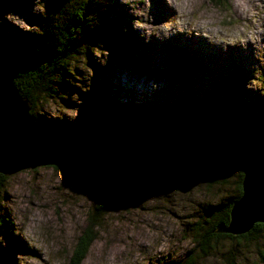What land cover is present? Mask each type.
Here are the masks:
<instances>
[{"label": "rangeland", "instance_id": "rangeland-1", "mask_svg": "<svg viewBox=\"0 0 264 264\" xmlns=\"http://www.w3.org/2000/svg\"><path fill=\"white\" fill-rule=\"evenodd\" d=\"M77 2L43 0V11H33V0H0V69L10 67L8 56L24 51L22 42L51 47L56 31L68 21ZM203 2L228 19L222 10L232 0ZM110 4L109 22L104 31H96L92 37L89 56L79 46L64 86L52 97L37 101L33 107L31 104L37 120L62 127V138L74 137L89 151L86 154L113 164L137 163L143 150L147 157L149 150L154 155L172 157L203 154L202 145L190 148L179 138L163 134L157 142L139 134L121 147L115 131L104 127L94 108L117 102L134 108H161L168 114V102L185 111L195 108L190 99L197 102L212 97L217 104L219 99L229 97L227 84H237L236 71L240 73L243 102H254L264 111V95L244 87L253 69L264 74V42L225 50L203 38L176 34L166 40L153 37L145 43L130 22L143 32L158 29L171 14L163 0H151L150 16L132 14L140 9L139 0H128L127 5L112 0ZM105 5L97 0L95 8L101 10ZM113 32L125 43L130 57L119 51ZM97 44L107 49L104 64L98 62L103 58L102 49H96L101 52L99 58L93 50ZM180 51L193 57L195 69L189 80L166 72ZM177 60L183 61L179 56ZM152 82L157 84L155 89L151 88ZM91 87L96 91L93 102L88 98ZM72 112L76 113L74 119ZM53 113L61 118H52ZM58 167L41 165L6 176L0 201V238L4 241L0 264H70L88 211L103 191L88 176H76ZM212 176L195 169L186 176L147 187L126 208L107 211L80 264H170L184 259L193 246L192 224L197 219L204 222L205 207L235 193L233 179L220 184ZM104 185L109 188L107 183ZM262 255L264 229L254 243L243 240L236 244L233 240L231 244L223 238L216 250L195 264H264Z\"/></svg>", "mask_w": 264, "mask_h": 264}, {"label": "trees", "instance_id": "trees-1", "mask_svg": "<svg viewBox=\"0 0 264 264\" xmlns=\"http://www.w3.org/2000/svg\"><path fill=\"white\" fill-rule=\"evenodd\" d=\"M19 3L24 2L19 1ZM96 3L97 0H78L68 21L56 31L54 44L48 49L37 47L31 41L22 42L24 51L6 58L11 65L6 69H0V72L12 74L20 94L30 100L32 107L37 101L52 97L59 87L64 86L65 79L71 72V62L79 46H82L80 50L89 56L88 44L96 35V31L105 29L112 11L111 4H106L98 10L95 8ZM112 37L119 51L130 57V52L120 36L113 32ZM176 55L195 69L193 57L185 51H180ZM234 76L237 84H227L228 98L219 99L217 104L212 97L202 98L197 102L190 99L189 101L194 103L195 108L188 111L174 106L172 102L167 104L168 114H165V110L161 108H134L117 102L111 103L110 107L97 106V109L94 108L95 114L103 122L105 128L114 131L125 130L133 139L139 134H144L150 137L152 142H157L159 135L163 134L167 137L179 138L190 148L202 145L205 148L204 153H210V157L199 169L213 175L212 177L220 184H226L232 179L235 181V193L205 207L204 222L197 219L192 224L193 246L188 250L184 259L170 264H195L199 258L216 250L223 238L230 240L231 244L233 240L236 244L242 243L243 240L254 243L258 233L264 229V223H255L248 232L239 235L216 231L219 222H228L231 204L241 194L242 166L235 161L231 153L237 151L244 154L264 155V111L254 102L249 104L243 102L240 73L236 71ZM95 93V88L91 87L88 98L92 102ZM30 114L37 120L32 109ZM37 121L58 130L61 137L64 134L62 127L58 125L52 126ZM63 139L69 143L81 145L85 152L89 153L85 146L74 137ZM145 151L143 150L138 162H147L156 156L149 150L147 157ZM91 156L94 157V155ZM58 168L63 172L79 176L73 169ZM186 175L187 173L181 174V176ZM6 179L5 175L0 174V201L4 196ZM88 179L103 192L88 211L86 226L76 239L70 264H80L85 257L91 242L96 237L95 229L99 226L102 215L111 209L126 208L132 201V199L120 197L110 183H107L109 188L106 189L104 184L96 182L92 174L88 176ZM145 191L146 188L142 190V193ZM2 226L3 224L0 223V227Z\"/></svg>", "mask_w": 264, "mask_h": 264}, {"label": "water", "instance_id": "water-1", "mask_svg": "<svg viewBox=\"0 0 264 264\" xmlns=\"http://www.w3.org/2000/svg\"><path fill=\"white\" fill-rule=\"evenodd\" d=\"M178 59V56H177ZM175 60L166 70L169 75L189 80L193 68L186 61ZM31 102L23 97L9 72H0V174L41 165L73 169L79 176L93 175L100 184L110 183L125 199H134L142 190L156 183L202 167L210 153L178 157L156 155L147 162L105 163L86 154L81 145L65 141L58 130L35 120ZM121 147L133 138L125 130H115ZM242 166L241 194L230 207L227 223L219 222L216 231L239 235L255 223H264V155L232 152Z\"/></svg>", "mask_w": 264, "mask_h": 264}, {"label": "clouds", "instance_id": "clouds-1", "mask_svg": "<svg viewBox=\"0 0 264 264\" xmlns=\"http://www.w3.org/2000/svg\"><path fill=\"white\" fill-rule=\"evenodd\" d=\"M102 2L110 4L112 0ZM42 3L43 0H33V11H43ZM120 3L127 5L128 0H120ZM163 3L171 9V14L155 31L143 32L139 26L130 22V26L138 30V36L145 43L153 37L157 40H166L176 34L203 38L207 43L225 50L236 46L241 49L249 45L255 47L257 43L264 42V0H232L230 6L222 10L228 19H224V16L206 5L203 0H163ZM139 4L140 9L132 14L150 16L151 0H139ZM7 15L11 18L10 13ZM97 48L103 51V58L98 62L106 63L107 49L99 44L93 46L98 58L101 52L96 51ZM261 75L264 74L253 69L245 80L244 87L264 95V79H260ZM156 87L157 84L152 82L151 88ZM70 115L74 119L76 113L72 112ZM53 117L61 118L56 113L52 114ZM3 244L4 241L0 238V246Z\"/></svg>", "mask_w": 264, "mask_h": 264}]
</instances>
